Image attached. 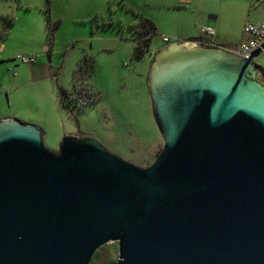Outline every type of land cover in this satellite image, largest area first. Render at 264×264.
Returning a JSON list of instances; mask_svg holds the SVG:
<instances>
[{
    "label": "water",
    "instance_id": "water-1",
    "mask_svg": "<svg viewBox=\"0 0 264 264\" xmlns=\"http://www.w3.org/2000/svg\"><path fill=\"white\" fill-rule=\"evenodd\" d=\"M258 56L193 42L155 53L163 145L148 167L81 134L51 150L37 125L0 118V264H90L109 242L114 264H264Z\"/></svg>",
    "mask_w": 264,
    "mask_h": 264
},
{
    "label": "rangeland",
    "instance_id": "rangeland-1",
    "mask_svg": "<svg viewBox=\"0 0 264 264\" xmlns=\"http://www.w3.org/2000/svg\"><path fill=\"white\" fill-rule=\"evenodd\" d=\"M192 8L208 12L206 20L218 16V28L227 33L236 31L249 13L256 18L261 10L258 0H194ZM192 8L177 11L159 0H0V116L37 125L51 150L65 135L81 134L148 167L163 145L147 86L154 46L159 50L164 44L158 35L175 38L168 29L191 22L196 14ZM151 17L156 35L137 60L132 48L140 38L147 39L142 22ZM49 24L53 36L46 30ZM46 45L49 55L43 51ZM35 51L41 53L36 63L22 64L15 58ZM254 62L264 74V55ZM32 67L37 74L33 77ZM58 87L68 92L63 103L71 114L58 105ZM116 259L117 243L109 242L98 249L93 263Z\"/></svg>",
    "mask_w": 264,
    "mask_h": 264
},
{
    "label": "crops",
    "instance_id": "crops-1",
    "mask_svg": "<svg viewBox=\"0 0 264 264\" xmlns=\"http://www.w3.org/2000/svg\"><path fill=\"white\" fill-rule=\"evenodd\" d=\"M159 1L162 3V5H165V3H166V5H168V8H170V9L177 10V11H184V12L187 11L189 8H192L193 2H194V0H159ZM250 1H252V0H250ZM258 1L260 3V8H261L260 15L256 18H254L251 16V13H249L246 20L239 23L238 29L236 31H233V29H232L230 33H227L225 31L220 30L218 28V16L217 17L214 16L215 20H214V25L212 26L213 30H214L213 37L204 35L201 32V29L203 26L208 25L206 23V18H205V16L207 15L208 12H197L196 13V9L193 10V8H192V10L190 12H194V14L195 13L196 14L194 17L191 18V22L188 23L187 26L186 25L183 26L182 24H180L179 26H176L175 28L168 29L169 31L165 30V32L168 31L169 33H172L175 38H173V37H170V38L175 39L176 42H181V43L193 42L195 44H201L202 45V42H204V41H214L217 43V47H223V48L228 49L229 47H232L234 45H237V44L247 40V37L242 32V28H243V25L245 24V22L249 21L252 23H260V22L264 21V0H258ZM145 20L152 27V29L150 31H148L147 33H150L152 36L156 35L157 27L155 26V24H156L155 19L151 17V18H148ZM46 27H47L46 30L48 32V35L53 36V32L55 31V29H53V27H51L50 24L47 25ZM138 29L139 28H136V33L138 32ZM234 33H236V35H234ZM150 34H148V35H150ZM41 41H43V40L41 39ZM136 43H137V41L135 42V45H136ZM135 45L133 46V48L135 47ZM167 45H168L167 43H164L161 48H163ZM133 48H132V51H133ZM154 48H156V52H157L158 48L156 46H154ZM43 51H44V54L49 55L50 54L49 53L50 47L48 45H46L43 48ZM27 53H35L37 56L41 55V53L39 51L27 52ZM38 53H40V54H38ZM151 62L152 61H150V64H151ZM42 65H44V63H42ZM34 75L36 76L37 74H35L34 68L32 67L31 68V76L33 77ZM58 105H59V103H58ZM59 107L61 108L60 105H59ZM63 111H65V110L63 109ZM0 118H6V116H0Z\"/></svg>",
    "mask_w": 264,
    "mask_h": 264
},
{
    "label": "built area",
    "instance_id": "built-area-1",
    "mask_svg": "<svg viewBox=\"0 0 264 264\" xmlns=\"http://www.w3.org/2000/svg\"><path fill=\"white\" fill-rule=\"evenodd\" d=\"M201 32L204 35L211 37L214 35L213 27L210 25L203 26ZM242 32L247 37V40L229 47L228 50L243 58H247L250 53L255 50H259V55H264V47H262L264 44V21L260 23L247 21L243 25ZM158 38L167 44L176 42L175 39H172L164 34L158 35ZM202 44L205 46H215L214 41H204ZM15 58L22 64H33L37 60V55L33 53H23L18 54ZM258 76H262V74L258 73ZM262 78L264 77L262 76Z\"/></svg>",
    "mask_w": 264,
    "mask_h": 264
},
{
    "label": "trees",
    "instance_id": "trees-1",
    "mask_svg": "<svg viewBox=\"0 0 264 264\" xmlns=\"http://www.w3.org/2000/svg\"><path fill=\"white\" fill-rule=\"evenodd\" d=\"M142 24L145 26L146 31L143 34H146L148 31H150L152 29L151 25L144 19ZM150 33H147V35ZM147 35H144L145 40H141L142 38H140L139 40H137V43L135 45V47L133 48L132 51V57L139 60L143 57V55L146 53L148 44H149V38L152 41V35H148V37H146ZM215 46H217V43L215 42ZM67 93L64 89H62L61 87H58V103L61 106L62 109H64L66 112H68V114H71V109L69 108V106H67V104H65V102L63 103V98ZM70 99V98H69ZM67 99V100H69ZM105 245L101 246L100 248H104ZM105 258L108 257V252L104 255ZM98 258V250L94 253L92 260L90 262V264H94L93 262L95 261V259ZM107 260V259H106ZM111 264H114V262H112Z\"/></svg>",
    "mask_w": 264,
    "mask_h": 264
},
{
    "label": "flooded vegetation",
    "instance_id": "flooded-vegetation-1",
    "mask_svg": "<svg viewBox=\"0 0 264 264\" xmlns=\"http://www.w3.org/2000/svg\"><path fill=\"white\" fill-rule=\"evenodd\" d=\"M259 78L260 81L264 82V78H260L259 76H257Z\"/></svg>",
    "mask_w": 264,
    "mask_h": 264
}]
</instances>
